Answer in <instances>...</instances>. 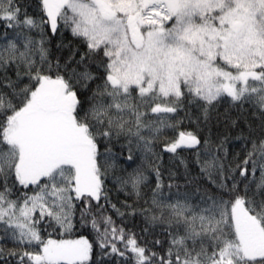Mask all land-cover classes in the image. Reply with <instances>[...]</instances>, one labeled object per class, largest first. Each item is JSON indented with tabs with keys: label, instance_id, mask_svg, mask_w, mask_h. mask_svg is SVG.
Here are the masks:
<instances>
[{
	"label": "snow or ice",
	"instance_id": "1",
	"mask_svg": "<svg viewBox=\"0 0 264 264\" xmlns=\"http://www.w3.org/2000/svg\"><path fill=\"white\" fill-rule=\"evenodd\" d=\"M0 264H264V0H0Z\"/></svg>",
	"mask_w": 264,
	"mask_h": 264
}]
</instances>
